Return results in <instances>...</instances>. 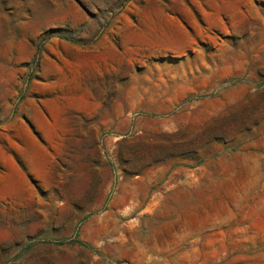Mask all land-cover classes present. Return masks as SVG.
Listing matches in <instances>:
<instances>
[{"label": "rangeland", "instance_id": "374dc122", "mask_svg": "<svg viewBox=\"0 0 264 264\" xmlns=\"http://www.w3.org/2000/svg\"><path fill=\"white\" fill-rule=\"evenodd\" d=\"M0 264H264V0H0Z\"/></svg>", "mask_w": 264, "mask_h": 264}, {"label": "crops", "instance_id": "0c3cea01", "mask_svg": "<svg viewBox=\"0 0 264 264\" xmlns=\"http://www.w3.org/2000/svg\"><path fill=\"white\" fill-rule=\"evenodd\" d=\"M140 190V188H138V186H136V188L134 189V191H133V193H134V195L135 194H137V192ZM165 204L163 205V209L165 210ZM160 213H161V211H160ZM153 222H156V223H159L157 226H155V229H161L162 228V221H161V219L159 218V216H157V220L156 221H153Z\"/></svg>", "mask_w": 264, "mask_h": 264}]
</instances>
